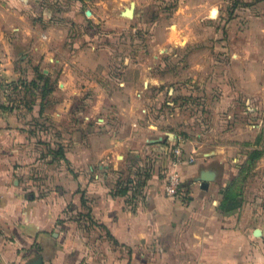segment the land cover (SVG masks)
Returning a JSON list of instances; mask_svg holds the SVG:
<instances>
[{
    "label": "crops",
    "instance_id": "crops-1",
    "mask_svg": "<svg viewBox=\"0 0 264 264\" xmlns=\"http://www.w3.org/2000/svg\"><path fill=\"white\" fill-rule=\"evenodd\" d=\"M140 1L0 0V264H264L263 151L252 165L259 187L238 194L240 207L226 214L222 193L240 183L248 164H230L225 156L210 164L183 138V152L195 161L179 167L180 191L169 197L165 173L170 146L180 136L139 125L148 118L137 109L139 82L126 87L124 99L106 92L98 77L109 70L88 49L66 45L60 64V43L71 41L74 20L86 23L83 10L95 24L107 18L110 4L118 9L108 22L113 25L132 2V24L149 32L162 14L161 1ZM195 4L219 15L224 4L240 7L264 40V0ZM176 33L186 39L180 28ZM128 38L134 35L121 47ZM259 54L257 65L242 72L256 73L264 102ZM152 80L139 81L163 85ZM145 101L152 106L156 99ZM204 176L209 179L201 188Z\"/></svg>",
    "mask_w": 264,
    "mask_h": 264
},
{
    "label": "rangeland",
    "instance_id": "rangeland-1",
    "mask_svg": "<svg viewBox=\"0 0 264 264\" xmlns=\"http://www.w3.org/2000/svg\"><path fill=\"white\" fill-rule=\"evenodd\" d=\"M159 1L164 16H159L149 32L132 24L134 13L131 18L123 15L127 4L120 14L122 20L113 25L108 22L118 16V9H111L110 4L107 18L95 24L90 10H83L86 23L78 25L74 20L69 30L74 34L71 41L60 43L66 52H61L64 56L58 58L60 64L65 63L66 45L73 51L88 49L98 65L109 70L98 77L106 92L123 98L129 91L126 87L139 82L134 86V95H142L137 109L146 110L148 116L141 118L139 125H155L184 138L187 146L196 147V157L213 160L210 164H221L220 156L230 164H256L257 160L248 161V156L254 150L264 152V102L255 85L256 73L242 72V66L257 65L259 53L264 52L257 26L240 7L226 9L224 4L219 15L214 7L210 11L199 7L196 0ZM172 14L176 23L168 25ZM179 28L186 38L182 41L176 33ZM128 35H134V40L128 45L124 41L127 46L121 47L120 41ZM246 75L248 88L243 85ZM140 78H154L149 81L154 84L160 79L163 85H143ZM111 80L116 83L113 88L109 86ZM252 80L254 83H250ZM165 88L170 92L166 93L168 98L161 93ZM146 98L156 101L149 106ZM246 168L240 173L236 194L259 187L254 168Z\"/></svg>",
    "mask_w": 264,
    "mask_h": 264
},
{
    "label": "built area",
    "instance_id": "built-area-1",
    "mask_svg": "<svg viewBox=\"0 0 264 264\" xmlns=\"http://www.w3.org/2000/svg\"><path fill=\"white\" fill-rule=\"evenodd\" d=\"M183 142L181 137H177L172 149L171 160L167 166L164 179L165 194L169 197H176L179 194L182 180L180 178L179 167L182 164L194 163L195 157L192 153L185 154L183 152L181 143Z\"/></svg>",
    "mask_w": 264,
    "mask_h": 264
},
{
    "label": "trees",
    "instance_id": "trees-1",
    "mask_svg": "<svg viewBox=\"0 0 264 264\" xmlns=\"http://www.w3.org/2000/svg\"><path fill=\"white\" fill-rule=\"evenodd\" d=\"M137 38L140 40V38H142V37L138 36ZM131 40L132 39L128 38V40H126L125 44H127V45L131 44L132 43ZM182 140H183V138H182ZM262 153L263 152L259 151V150H254V151L250 152V154L248 156V161L259 159L261 157ZM57 154H58V156H60V158L63 157L61 149L58 150ZM252 165L253 164H248L247 166L249 168V167H252ZM246 170H247V168H245V166H244V169L242 168V172H244ZM235 186H236V184L234 182L232 185L228 186L226 188V190H224V192L222 193L223 200H222V203L220 205V208H221L222 212H224L226 214L235 211L241 205V200L237 199L238 194H236Z\"/></svg>",
    "mask_w": 264,
    "mask_h": 264
},
{
    "label": "water",
    "instance_id": "water-1",
    "mask_svg": "<svg viewBox=\"0 0 264 264\" xmlns=\"http://www.w3.org/2000/svg\"><path fill=\"white\" fill-rule=\"evenodd\" d=\"M133 13H134V3H130L129 4V7L126 8L124 11H123V15L128 17V18H131L133 17ZM209 179V176H204L201 180V188H206L207 187V180ZM37 264H40V263H37Z\"/></svg>",
    "mask_w": 264,
    "mask_h": 264
},
{
    "label": "bare ground",
    "instance_id": "bare-ground-1",
    "mask_svg": "<svg viewBox=\"0 0 264 264\" xmlns=\"http://www.w3.org/2000/svg\"><path fill=\"white\" fill-rule=\"evenodd\" d=\"M212 14L214 15L215 14V11L214 12H212ZM212 16V15H211Z\"/></svg>",
    "mask_w": 264,
    "mask_h": 264
}]
</instances>
